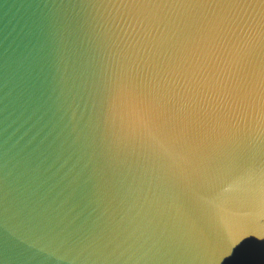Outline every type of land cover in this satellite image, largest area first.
Returning a JSON list of instances; mask_svg holds the SVG:
<instances>
[{
  "label": "water",
  "instance_id": "water-1",
  "mask_svg": "<svg viewBox=\"0 0 264 264\" xmlns=\"http://www.w3.org/2000/svg\"><path fill=\"white\" fill-rule=\"evenodd\" d=\"M262 13L0 0V264H264ZM193 22L245 81L219 115L181 100Z\"/></svg>",
  "mask_w": 264,
  "mask_h": 264
},
{
  "label": "snow or ice",
  "instance_id": "snow-or-ice-1",
  "mask_svg": "<svg viewBox=\"0 0 264 264\" xmlns=\"http://www.w3.org/2000/svg\"><path fill=\"white\" fill-rule=\"evenodd\" d=\"M127 6L154 12L163 10L213 8L225 5H260L264 0H126ZM264 15V13H262ZM189 28H195L198 40L194 39L191 55L177 66V74L185 81L182 88V101L191 113L211 116L239 106L243 103L245 86L240 76V68L224 56L223 43L219 35L208 29L200 31L193 22ZM264 37V28L261 32ZM261 88L264 90V63L261 64ZM264 100V91H262ZM224 167V166H221ZM235 182L222 189L230 191Z\"/></svg>",
  "mask_w": 264,
  "mask_h": 264
}]
</instances>
